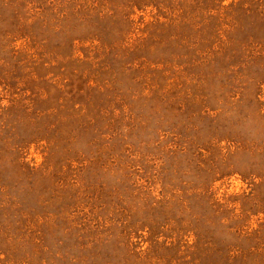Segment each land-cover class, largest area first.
I'll return each mask as SVG.
<instances>
[{
  "label": "rangeland",
  "instance_id": "rangeland-1",
  "mask_svg": "<svg viewBox=\"0 0 264 264\" xmlns=\"http://www.w3.org/2000/svg\"><path fill=\"white\" fill-rule=\"evenodd\" d=\"M0 264H264V0H0Z\"/></svg>",
  "mask_w": 264,
  "mask_h": 264
}]
</instances>
